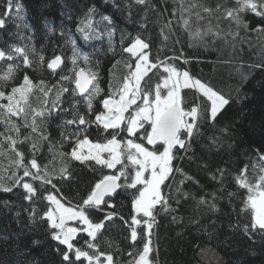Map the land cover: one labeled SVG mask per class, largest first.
Here are the masks:
<instances>
[{
  "label": "trees",
  "instance_id": "1",
  "mask_svg": "<svg viewBox=\"0 0 264 264\" xmlns=\"http://www.w3.org/2000/svg\"><path fill=\"white\" fill-rule=\"evenodd\" d=\"M17 2L22 5L19 13L13 8L12 13L4 17L5 0H0V18L5 19L4 26L0 27V50L8 52L11 46L27 45L42 54L45 62L38 66V57L30 54L33 68L17 70L15 79L7 83L5 91L13 84H19L25 73L33 82L44 80L49 85L56 84L62 74L70 75L74 42L81 56L89 57L88 63L78 59L79 66L98 73L97 82L102 92L94 101L95 114L102 109L100 101L109 95L110 85L115 89L127 75L125 65L131 58L123 48L139 36L149 43L147 51L152 62L166 60L228 99L229 103L218 113L215 122L205 120L200 123V132L193 136L187 152L179 148L174 150L173 168L182 169L183 174L174 171L162 186L170 209L165 212L158 205L154 210L153 251L149 259L152 264H264V231L251 228V213L244 210L247 190L240 188L236 181L245 165L248 167L246 174L250 182L253 181L259 172V167L253 170V165L259 163L257 150L264 153V31L254 30L264 28V18L245 11L240 15L248 27L237 26L222 14L224 8L237 7L236 0H195L204 6L215 8L220 4L223 7L212 16L200 8L193 9V13L200 11L205 19L197 21L192 15L190 29L185 30L180 14H173V10L179 8L178 0H149L145 5L137 4L136 0H14V4ZM188 3L189 0H185V7ZM188 15L184 14L186 18ZM89 20L91 28L85 27ZM169 21L171 31L164 28ZM81 27H85V32L79 31ZM216 32L220 35H215ZM85 33L89 34L88 39H85ZM56 55L62 56L64 63L52 73L47 62ZM168 57L179 59L169 60ZM16 63L20 61H0V73L6 71L9 64ZM166 74L160 67L153 69L145 79L151 78L155 84ZM67 86L70 90L73 87L72 84ZM39 95L36 92L31 98L33 108L41 106L36 98ZM54 95L55 89L49 100ZM181 95L189 100V104L197 97L201 102L206 99L195 89H182ZM64 101L63 107L69 108L67 93ZM48 106L51 107L50 102ZM80 111L86 112L83 106ZM70 118L68 113H57L43 120L37 118L39 131L48 139L41 140L33 134L39 146L35 159L41 168L47 166L56 189L51 185L41 187L40 181L25 177L37 189L32 201L24 198L25 191L21 187H13L11 192L0 190V264H67L61 256L66 246L52 239L54 230L50 229L46 219H41L51 207L44 197L51 192L67 206L78 205L103 175L116 172L96 165L94 161L81 163L50 151L60 144L62 132L76 131L75 126L62 127V121ZM3 130L4 125H0V131ZM29 132L30 129L22 128L21 137ZM111 132L110 129L104 133L102 128L93 125L87 135L93 141L103 143L111 138ZM125 135L120 133L117 138L122 139ZM145 146L151 147L146 143ZM7 147L5 143L4 148ZM17 147L24 152L27 164L33 155L30 143ZM71 147V143H65L61 151L67 153ZM9 159H16L13 152L0 156V177L3 178L0 183L11 187L14 181L9 177L15 168H9ZM64 166L70 174L68 178H61L60 169ZM120 167L117 165V169ZM218 170H223L222 177ZM17 174L22 175L23 170ZM181 180L182 184L179 183ZM178 187L180 192L176 191ZM134 192V189H119L114 197L105 198L115 208L101 205L99 210H88L93 223L104 220L108 212L118 213L112 221H105L94 241L99 243L100 251L111 253L117 264L134 261L145 242L146 226L143 224L136 226L137 240L133 243L130 239V218L135 214L131 204ZM201 199L206 203H199ZM120 216L129 224H125ZM70 223L86 227L79 222ZM245 225L249 226L247 232ZM90 239L81 231L72 242L92 254L85 244ZM76 264H87V261L82 258Z\"/></svg>",
  "mask_w": 264,
  "mask_h": 264
},
{
  "label": "snow or ice",
  "instance_id": "2",
  "mask_svg": "<svg viewBox=\"0 0 264 264\" xmlns=\"http://www.w3.org/2000/svg\"><path fill=\"white\" fill-rule=\"evenodd\" d=\"M148 2L149 0H136V3L140 5H145ZM178 2L179 8L174 9L173 14L175 15L177 12L180 14L185 30L190 29L192 15H195L197 21L205 19L200 11L193 13V9L200 8L203 13L212 16L214 13L220 12L223 7L217 4L215 8H212L199 4L195 0H189L185 7V0H178ZM236 4L235 8H224L222 14L224 18L235 22L237 26L243 24L245 28L248 27L247 22L240 15L245 11L264 18V0H236ZM13 8L19 13L22 5L18 2L14 4V0H5L4 17L10 15ZM185 13L189 14L187 18L184 16ZM104 19L110 20L109 17H104ZM4 24L5 19L0 18V27H3ZM91 26L92 22L89 20L85 27L91 28ZM85 27H81L79 31L85 32ZM141 27H145V25H141ZM164 28L171 31V21L165 24ZM254 30L264 31V28ZM161 31L163 32V29ZM208 31H212L211 26ZM196 34L199 35V31ZM215 35L219 36L220 33L216 32ZM88 38L89 34L85 33V39ZM164 39L167 40L168 36L165 35ZM72 43L73 56L71 57L70 75L62 74L56 84L49 85L44 80L33 82L25 73L22 81L19 84H13L8 91H5V87L8 82L15 79L17 70L21 67L33 68L30 54L38 57L36 61L38 66L44 65L45 58L42 54L37 53L34 47L29 48L27 45L11 46L8 52L0 50V61H20V63L9 64L6 71L0 73V125H4V130L0 131V156H4L7 152H13L16 157L14 160L9 159L8 162L9 168H15L9 177L14 181V184L9 187L0 183V190L11 192L13 187H21L25 191L24 198L32 201L36 196L37 189L33 183L26 181L25 177H29L31 181H40L41 187L51 185L56 189V185L52 184V180L49 178L47 166L41 168L35 159V152L39 150V146L33 139V134H36L41 140H47L48 137L39 131L37 118L43 120L45 117L57 113H68L71 118L64 119L62 127L67 129L70 125L75 126L76 131L62 132L60 144L50 148V151L54 150V154H58L60 157L67 156L81 163L94 161L96 165L115 169L116 172L103 175L94 184L87 197L78 205H71L69 201L68 204L71 206H66L61 202V199L57 198V195L51 192L44 197L54 207H49L41 219H46L50 229L54 230L51 233L52 239L58 241L60 245L66 246L65 250L61 252L62 260L67 264H76L82 258L87 261V264H114L113 255L100 251L99 243H94V241L97 240L98 234L104 228L105 221H112L114 217L118 216V213L108 212L104 220L93 223L89 218L88 210H99L101 205L115 208V205L105 197H114L119 189H134L131 204L135 214L131 216L130 224L129 221L124 220V217L120 216L119 218L125 224H129L130 239L133 243L138 237L136 226L143 224L146 226V230L143 249L138 254V259L130 264H152L149 256L153 251L151 230L155 224L154 210L158 205L165 212L170 209L168 198L162 192V186L174 171L183 174L182 169L173 168L172 162L176 159L174 150L179 148L187 152L193 136L200 132V123L205 120L215 122L218 113L229 101L208 84L191 77L188 71H180L174 65L168 64L166 60L158 59V62H152L149 58L150 52L147 51L149 43L137 36L129 46L123 48V52L128 53L131 58L130 62L125 65L127 75L115 89H112L110 85L109 95L100 101L102 110L94 114V101L102 92L97 82L98 73L92 71L91 68L86 69L79 66L78 59H83L85 63H88L89 57L81 56L75 48V43ZM167 59L175 60L179 57H168ZM63 63V57L56 55L47 62V68L52 73H56ZM115 66L113 65V67ZM160 67L163 68L164 73L168 74L161 78V82L152 84L151 78L145 79L153 69ZM68 84L73 85L71 90L67 86ZM54 89L55 95L49 100ZM182 89H195L206 99L201 102L197 97L195 102L189 104V100L181 95ZM36 92L40 94L36 98L40 101L41 106L33 108L31 98ZM66 93L70 101L69 108L63 107ZM49 102L51 107L48 106ZM185 104H189V107L185 108ZM81 106L86 112L80 111ZM93 125L98 129L102 128L104 133H108L111 129V138L106 139L103 143L90 139L87 131ZM22 128L30 129V132L23 137H21ZM120 133L126 134L124 138H117ZM25 142L30 143V151L33 153L27 164L24 162V152L17 147L18 144ZM5 143L8 145L7 149L4 148ZM65 143L72 144L71 150L67 153L61 151ZM145 143L151 147H146ZM257 156L259 163L253 165V170L255 171L259 167V172L253 181L250 182L246 174L247 165L236 176V181L240 188L247 190L244 210L251 213V228L264 231V153H259L257 150ZM117 165L121 167L117 169ZM20 169L23 170L22 175L17 174ZM33 169L35 171H32ZM7 170L4 169V171ZM218 171L222 177L223 170ZM60 174L61 178L70 176L67 166L61 167ZM186 178L190 179V177ZM213 178L215 179V177ZM0 179L3 178L0 177ZM179 183L182 184L183 180ZM176 191L180 192V188L178 187ZM184 195L187 196V193ZM199 203H206V201L201 199ZM212 207L215 208V205ZM31 215L32 218L35 217V210ZM70 222H79L86 227L72 226ZM248 227L245 225L246 232ZM81 231L86 232L91 238L85 241V244L88 249L92 250V254L76 247L72 242ZM109 246H111L110 243ZM56 250L60 252L59 248Z\"/></svg>",
  "mask_w": 264,
  "mask_h": 264
},
{
  "label": "rangeland",
  "instance_id": "3",
  "mask_svg": "<svg viewBox=\"0 0 264 264\" xmlns=\"http://www.w3.org/2000/svg\"><path fill=\"white\" fill-rule=\"evenodd\" d=\"M180 71H186V70H180ZM166 75H168V74H166ZM190 76H191V75H190ZM191 77H192V76H191ZM193 78H194V77H193ZM106 97H107V96H106ZM104 98H105V97H104ZM101 110H102V109H101ZM105 155H107V154H105ZM3 167L6 168L5 165H3ZM57 198H58V197H57ZM58 199H59V198H58ZM61 202H62V201H61ZM62 203H63V202H62ZM65 205H66V204H65ZM66 206H67V205H66ZM51 207H54V206L51 205ZM72 226H74V225H72Z\"/></svg>",
  "mask_w": 264,
  "mask_h": 264
},
{
  "label": "water",
  "instance_id": "4",
  "mask_svg": "<svg viewBox=\"0 0 264 264\" xmlns=\"http://www.w3.org/2000/svg\"><path fill=\"white\" fill-rule=\"evenodd\" d=\"M105 198H106V197H105ZM136 259H138V256H137V258H136ZM136 259H135V260H136ZM114 264H117V263H114Z\"/></svg>",
  "mask_w": 264,
  "mask_h": 264
}]
</instances>
